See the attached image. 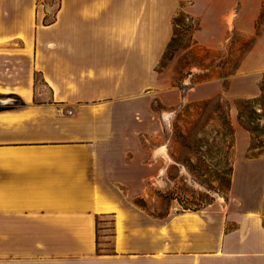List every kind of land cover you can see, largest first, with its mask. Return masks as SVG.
<instances>
[{
  "label": "crops",
  "instance_id": "crops-1",
  "mask_svg": "<svg viewBox=\"0 0 264 264\" xmlns=\"http://www.w3.org/2000/svg\"><path fill=\"white\" fill-rule=\"evenodd\" d=\"M184 2L208 44L226 25L220 0H60L51 24L40 0H0V95L26 103L0 111V264H264V154L242 127L226 199L165 218L136 204L165 171L153 102L224 93L158 77ZM251 62L232 79L238 101L260 96ZM98 216L114 220L108 249Z\"/></svg>",
  "mask_w": 264,
  "mask_h": 264
},
{
  "label": "rangeland",
  "instance_id": "rangeland-1",
  "mask_svg": "<svg viewBox=\"0 0 264 264\" xmlns=\"http://www.w3.org/2000/svg\"><path fill=\"white\" fill-rule=\"evenodd\" d=\"M223 2L226 25L204 38L208 44L196 38L202 27L200 17L190 12L192 2L182 3L174 17L178 21L173 23L177 43L158 77L169 79L173 87L186 89L220 81L224 93L183 102L172 109L159 100L153 102L156 112H165L161 135L156 140L166 146L165 171L157 182L149 183L148 196L136 200V204L157 218L202 210L228 197L236 128L248 125L247 129L252 130L250 156L264 154V0H220V11ZM42 3L50 8L46 20L52 22L60 0H40ZM248 57L252 61L249 72L258 79L261 93L255 100L238 101L230 94L231 83L235 76L244 74L241 64ZM4 97L0 95V99L13 104ZM155 143L152 140L149 145ZM110 223L111 218H104L101 227L110 228ZM110 234L108 231L104 235ZM106 242L110 247L111 237L102 240L101 249L108 248Z\"/></svg>",
  "mask_w": 264,
  "mask_h": 264
},
{
  "label": "trees",
  "instance_id": "trees-1",
  "mask_svg": "<svg viewBox=\"0 0 264 264\" xmlns=\"http://www.w3.org/2000/svg\"><path fill=\"white\" fill-rule=\"evenodd\" d=\"M54 20H55V18H54ZM54 20L52 22H47V20H45V23L46 24H51V23L54 22ZM173 21H174L173 23H175V24L178 23L177 18L174 19ZM175 42L177 43V37H176V33L174 32L173 38H172V40H171V42H170V44H169V46H168V48H167V50H166L163 58H162V61L160 62V64L156 68V72L157 73H159V69L160 68L163 69V67H164L163 66L164 61L167 60V58H170L171 55L173 54V45H174ZM193 87H195V86H193ZM193 87H191V88H193ZM177 88H179L181 91H185V90L190 89V88L186 89L183 86H179ZM4 98L11 99L14 102H13V104H8V105H6L4 107H0V111L20 109V108H23V107L26 106V103L24 102V100L20 96H18V95L11 94V95L5 96ZM240 115H241L240 118H243L244 117V115H243L242 112H240ZM247 127H249V126L248 125L247 126L246 125L244 126V128L246 130H248L249 132L252 133V130H250L249 128L247 129ZM231 168H232L231 169V178H232L233 162H232V167ZM230 182H231V179H230ZM193 211H195V210H193ZM104 218L105 217H103V216H98L97 217V231H98V245H99V250H101V246H100L101 245V242L99 240V237H101V233L104 232V231H111V232H113L115 230V225H110L111 226L110 228H107V226L104 227V228L101 227L102 219H104ZM112 223H114V220H112ZM105 236L107 237L109 235H105ZM113 236H114V234H113ZM107 243H109V242H106V247H107ZM106 249H108V248H106Z\"/></svg>",
  "mask_w": 264,
  "mask_h": 264
},
{
  "label": "water",
  "instance_id": "water-1",
  "mask_svg": "<svg viewBox=\"0 0 264 264\" xmlns=\"http://www.w3.org/2000/svg\"><path fill=\"white\" fill-rule=\"evenodd\" d=\"M8 101L7 100H3V99H0V107H4L6 105H8Z\"/></svg>",
  "mask_w": 264,
  "mask_h": 264
}]
</instances>
